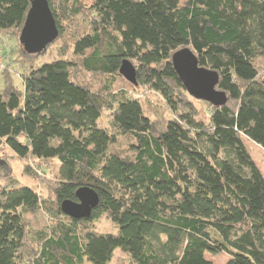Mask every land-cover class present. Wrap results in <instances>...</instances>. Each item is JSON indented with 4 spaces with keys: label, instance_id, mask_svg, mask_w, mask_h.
Returning <instances> with one entry per match:
<instances>
[{
    "label": "trees",
    "instance_id": "trees-1",
    "mask_svg": "<svg viewBox=\"0 0 264 264\" xmlns=\"http://www.w3.org/2000/svg\"><path fill=\"white\" fill-rule=\"evenodd\" d=\"M89 1L48 0L55 40H66L38 67L46 49L26 53L22 89L1 71L0 151L54 161L55 185L44 199L4 174L0 159V264H111L116 249L131 264H212L205 253L264 264V176L243 141L264 149V0ZM29 8L0 0V38H19ZM83 12L85 24L76 21ZM184 48L217 72L226 96L206 102V120L172 64ZM123 59L173 115L162 128L133 96L137 85L118 82ZM82 72L102 85L82 82ZM104 111L109 127L98 123ZM81 186L99 202L72 219L60 202L76 201ZM102 215L115 233L93 229ZM37 216L54 225L38 226Z\"/></svg>",
    "mask_w": 264,
    "mask_h": 264
},
{
    "label": "rangeland",
    "instance_id": "rangeland-1",
    "mask_svg": "<svg viewBox=\"0 0 264 264\" xmlns=\"http://www.w3.org/2000/svg\"><path fill=\"white\" fill-rule=\"evenodd\" d=\"M185 0H180V2H184ZM84 8H88L91 4V1L84 0L83 2ZM83 9V10H85ZM85 13H81V15L76 19L77 22H81L85 24ZM62 19V18H61ZM64 25L66 27V31L72 30V24L70 22L64 21ZM66 39L60 41L55 40L50 43L45 52L40 54L33 63L34 67H38L43 63L50 62L52 60L58 59V47L61 46ZM26 48L24 45L18 41V38H0V89L3 86V80L1 76V71L3 70V75L8 77L10 74L12 77V81L14 85L22 89V82L20 78V74L23 70H25L23 62L20 63V60H23L26 56ZM69 58V57H68ZM133 64L136 65V62L133 61ZM259 67H264V60L260 61ZM80 80L82 82H87L91 84V86L95 88H99L104 79L98 75H91L89 73L81 74ZM123 86H128L130 82H128L124 77L118 80ZM129 87V86H128ZM135 92L133 96L138 98L142 104L143 110L157 125L158 128H162L164 126L165 121L173 117V115L168 110L167 106L162 101L161 97L155 91L149 89L143 85L135 86ZM191 97V96H190ZM194 104L197 107L198 114L201 119L206 120L208 115V108L206 106V102L202 100H193ZM109 114L107 111H104L102 116L100 117L98 123L100 127L108 126L109 127ZM244 144L248 149L251 157L255 161L256 165L260 169L262 175L264 176V149H262L259 145L254 142L247 140L243 137ZM0 159H2V163L5 166L4 174H13L17 179V182H27L33 184L39 195L44 199H49L53 201V187L55 185L54 178V161L51 163H40L37 164L32 160H19L16 157H13L11 152L7 149H2L0 151ZM53 205V202H51ZM44 217V218H43ZM37 216L36 222L38 226H42L45 223L53 226L54 221L51 219H47L45 216ZM93 229L98 232H110L115 233L117 231L116 226L113 222L106 216L102 215L98 220L93 223ZM205 258L212 262V264H226L228 260V256L224 253L219 254H210L205 253ZM111 264H131L129 256L123 251L116 249L113 252Z\"/></svg>",
    "mask_w": 264,
    "mask_h": 264
},
{
    "label": "water",
    "instance_id": "water-1",
    "mask_svg": "<svg viewBox=\"0 0 264 264\" xmlns=\"http://www.w3.org/2000/svg\"><path fill=\"white\" fill-rule=\"evenodd\" d=\"M30 8L26 14L18 40L27 53H39L46 49L58 36L56 20L48 0H29ZM174 70L187 93L197 100L212 105H221L226 96L215 86L218 82L216 71L198 65L196 57L189 49H180L172 55ZM119 74L128 82L137 85L136 68L128 59H123ZM75 200L60 202L62 213L72 219L89 218L98 205L99 196L89 186H81L75 191Z\"/></svg>",
    "mask_w": 264,
    "mask_h": 264
}]
</instances>
